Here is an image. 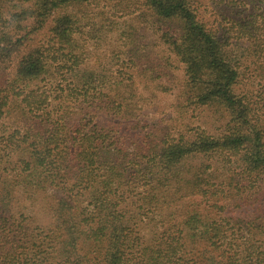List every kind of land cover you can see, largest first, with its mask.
<instances>
[{
	"label": "trees",
	"instance_id": "16d2710c",
	"mask_svg": "<svg viewBox=\"0 0 264 264\" xmlns=\"http://www.w3.org/2000/svg\"><path fill=\"white\" fill-rule=\"evenodd\" d=\"M87 1L0 0V55L26 37L19 30H24L22 34L31 31L20 21L36 17L43 21L56 9L70 11L52 18L46 42L23 56L14 74L0 84V264H203L192 260L194 246L204 242L214 250L216 238L219 247L225 244L237 255L233 240L244 235L253 243L251 222L233 229L226 241L216 224L204 221L197 201L177 223L172 218L163 221L159 212L165 208L172 217L173 201L212 179V173L205 172L213 166H194L196 156L219 154L229 160L240 156L241 178L250 183L264 181V133L251 121V105L238 92L240 73L218 30L205 19L199 0L145 1L151 16L180 30L179 43L173 41L172 50L185 64L188 100L215 108L225 127L219 135L204 130L194 136L165 133L150 155L142 149L128 159L119 137L89 118L70 116L65 105L80 89V102L93 105L100 96L106 108L119 113L125 102L118 82L106 90L96 83V91L88 81L93 76L87 77L92 73H76L77 83L67 85L55 104L48 100L46 90L36 87L50 71L58 74L78 67L82 45L72 37L73 8ZM259 25L237 21L232 28L247 34ZM224 184L232 186L233 181ZM221 191L216 189L212 195ZM39 203L50 218L46 224L34 216ZM149 228L148 235L143 233ZM209 256L206 264H228ZM244 260L245 264H264V250H253Z\"/></svg>",
	"mask_w": 264,
	"mask_h": 264
},
{
	"label": "rangeland",
	"instance_id": "374dc122",
	"mask_svg": "<svg viewBox=\"0 0 264 264\" xmlns=\"http://www.w3.org/2000/svg\"><path fill=\"white\" fill-rule=\"evenodd\" d=\"M145 1L88 0L77 9L73 8L75 24L72 37L82 45L78 67L73 71L59 70L58 74L50 71L36 83V87L49 93L48 100L55 104L66 93L67 85L72 87L73 83H77L74 77L76 73H92L87 75L94 79L88 80L89 83L93 87L99 83L105 90L115 88V82H118L120 98L125 102L119 113L106 108V102L100 101V96L95 98L93 105L80 102V89L76 90L77 96L72 94L65 105L72 113L70 116L89 118L97 127L110 130L119 137L120 147L128 159L144 150H148L147 155H150L153 148L161 145L160 139L165 133L171 137H178L179 134L194 136L204 130L219 135L225 127L224 118L215 108L199 107L188 100L184 85L185 64L172 50V42L179 43L180 30L176 24L161 22L151 16ZM198 2L202 4L205 19L211 23L214 31L218 30L224 49L230 53L228 57L231 63L240 73L238 92L251 105V121L264 133V1ZM54 11L56 12H52L50 16H45L43 21L38 17L20 21L31 31L22 34L24 30H19L26 37L23 40L20 38L15 44L10 43L12 50L6 55H0V84L14 74L16 64L23 56L28 57L30 52L34 53V47L45 40V34L53 26L52 18L70 14L68 8ZM237 21L241 24L256 22V25H261L254 28L252 26L247 34H239L237 28H232ZM255 27L259 29L256 30ZM254 30L257 32L254 33ZM19 42L20 46L15 48ZM78 74L79 78L81 74ZM79 81L81 83V79ZM4 121L6 118L2 122ZM226 157L219 154L213 157H194V166L199 163L213 166L205 172L208 175L212 173V179L210 176L207 178V185L195 186L189 190L190 194L173 201L172 217H168L169 211L165 208H160L159 211L163 221L172 218L177 223L188 213L192 203L197 201L196 207L202 212L204 221L216 224L220 229L219 236H226V241L232 236L233 229H238L244 223H252L251 235L255 237L253 243L240 235L244 234L243 231H237L240 236L233 240L238 245L237 255H232L233 252L225 244L219 247L216 238L214 250L204 242L194 246L191 258L198 263L206 264L210 259L209 255H212L215 260L227 261L228 264L231 261V264H245L246 255L253 250H264V181L250 183L246 178H241L238 174L242 169L240 156L231 160ZM230 169L234 173H229ZM231 181L232 186L224 184ZM235 182L239 184L235 186ZM208 183H214L217 187L211 190ZM196 187L200 189L197 190ZM216 189L222 191L212 195V191ZM206 190L207 193H204ZM41 205L39 203L34 207V216L37 222L46 224L50 218ZM149 231L150 228L143 230V233L148 235ZM245 243L250 246L247 247ZM252 257L255 258L254 255Z\"/></svg>",
	"mask_w": 264,
	"mask_h": 264
}]
</instances>
